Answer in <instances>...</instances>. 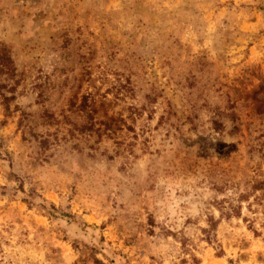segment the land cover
<instances>
[{"label":"rangeland","instance_id":"1","mask_svg":"<svg viewBox=\"0 0 264 264\" xmlns=\"http://www.w3.org/2000/svg\"><path fill=\"white\" fill-rule=\"evenodd\" d=\"M256 196L264 0H0V264H264Z\"/></svg>","mask_w":264,"mask_h":264},{"label":"trees","instance_id":"2","mask_svg":"<svg viewBox=\"0 0 264 264\" xmlns=\"http://www.w3.org/2000/svg\"><path fill=\"white\" fill-rule=\"evenodd\" d=\"M247 193H241L240 196L237 197H231L226 201L222 202L221 205V210H222V215L226 216L227 218H231L233 216H240L242 214V209H243V200L247 198ZM255 202H251L248 205V209L250 210L251 213L256 214L258 212V208L255 207L256 204L262 206L264 208V199L256 196L254 198ZM247 220L250 221V225L254 226V220L255 218H248ZM219 220H216L214 217L211 216V227L206 230L207 232V239L209 241H214L216 239V230L218 227Z\"/></svg>","mask_w":264,"mask_h":264}]
</instances>
